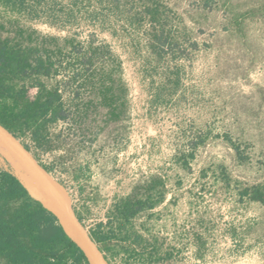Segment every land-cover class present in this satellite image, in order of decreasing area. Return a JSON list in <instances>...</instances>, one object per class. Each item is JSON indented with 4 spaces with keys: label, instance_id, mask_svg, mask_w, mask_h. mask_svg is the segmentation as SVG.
Segmentation results:
<instances>
[{
    "label": "rangeland",
    "instance_id": "rangeland-1",
    "mask_svg": "<svg viewBox=\"0 0 264 264\" xmlns=\"http://www.w3.org/2000/svg\"><path fill=\"white\" fill-rule=\"evenodd\" d=\"M161 1L165 27L177 40L160 56L148 45L146 21L128 24L95 2L65 21L60 14L72 0H45L58 11L59 27L13 13L43 34H93L107 41L127 88L121 119L106 120L100 107L82 122L70 118L51 127L50 150L24 142L65 189L87 234L99 223L108 226L113 203L135 185L152 176L164 180L163 202L133 226L149 242L146 250L154 244L161 255L171 254L146 262L113 239L104 252L98 249L109 264H264V206L236 194L264 181V0ZM93 9L107 14L105 22L91 19ZM4 12L0 1V16ZM224 133L240 146L244 162ZM197 136L204 142L191 150L189 141ZM190 151L193 158L183 167L178 159ZM3 164L12 168L0 153Z\"/></svg>",
    "mask_w": 264,
    "mask_h": 264
},
{
    "label": "trees",
    "instance_id": "trees-1",
    "mask_svg": "<svg viewBox=\"0 0 264 264\" xmlns=\"http://www.w3.org/2000/svg\"><path fill=\"white\" fill-rule=\"evenodd\" d=\"M5 12L0 16V124L9 130L28 150L30 141L37 150L51 149V127L70 118L82 122L98 108H105L108 121L121 119L126 109V84L121 76V62L110 44L93 34L84 39L75 35L43 34L31 25L21 23L14 12L28 18L42 19L51 25L58 11L46 7L45 0H0ZM205 4L208 0H202ZM95 2L105 5L109 13L128 24H148L147 42L160 51L177 40L166 26L167 6L161 0H72V7L60 14L65 21L75 19L79 8ZM127 3L131 8H126ZM135 5V9L133 7ZM91 11L90 17L105 22L106 15ZM102 12V11H101ZM105 17V18H104ZM76 83V84H75ZM74 86L76 89H74ZM73 87V90H72ZM87 95L80 94V88ZM239 162L246 160L227 134H222ZM204 142L190 139V149ZM0 151L4 149L0 144ZM193 152L181 154L179 161L188 167ZM46 171L50 168L42 165ZM228 185L227 178L224 179ZM240 200L264 206V181L245 184L236 189ZM165 198V183L152 176L145 185L116 200L108 215V226L99 223L88 236L100 252L111 240L121 243L128 255H139L146 262H156L163 255L134 229L133 220L153 209ZM143 247L136 253L134 246ZM0 263L1 264H91L82 250L64 231L56 215L31 195L19 175L9 166L0 165Z\"/></svg>",
    "mask_w": 264,
    "mask_h": 264
},
{
    "label": "water",
    "instance_id": "water-1",
    "mask_svg": "<svg viewBox=\"0 0 264 264\" xmlns=\"http://www.w3.org/2000/svg\"><path fill=\"white\" fill-rule=\"evenodd\" d=\"M0 139L14 155L29 167L32 178V190L27 187L33 197L58 218L69 238L82 250L91 264H109L98 248L91 250L87 241L95 245L74 216L69 196L65 189L34 159L30 151L4 126L0 124ZM87 239V241H86Z\"/></svg>",
    "mask_w": 264,
    "mask_h": 264
},
{
    "label": "bare ground",
    "instance_id": "bare-ground-1",
    "mask_svg": "<svg viewBox=\"0 0 264 264\" xmlns=\"http://www.w3.org/2000/svg\"><path fill=\"white\" fill-rule=\"evenodd\" d=\"M0 144L4 149V153L0 151V153L6 158L9 165L13 168V170L19 175L25 185L33 192L32 188V176L29 171V167L27 164L18 158L16 155L12 153L10 149L6 147L3 141L0 139ZM87 241V239H86ZM88 246L91 250H96L95 245L87 241Z\"/></svg>",
    "mask_w": 264,
    "mask_h": 264
},
{
    "label": "flooded vegetation",
    "instance_id": "flooded-vegetation-1",
    "mask_svg": "<svg viewBox=\"0 0 264 264\" xmlns=\"http://www.w3.org/2000/svg\"><path fill=\"white\" fill-rule=\"evenodd\" d=\"M105 258V257H104Z\"/></svg>",
    "mask_w": 264,
    "mask_h": 264
}]
</instances>
